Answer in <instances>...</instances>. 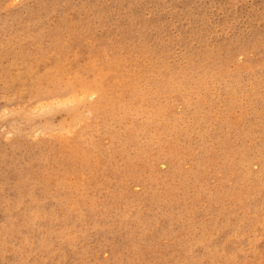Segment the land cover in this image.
Segmentation results:
<instances>
[{
    "label": "rangeland",
    "instance_id": "1",
    "mask_svg": "<svg viewBox=\"0 0 264 264\" xmlns=\"http://www.w3.org/2000/svg\"><path fill=\"white\" fill-rule=\"evenodd\" d=\"M0 264H264V0H0Z\"/></svg>",
    "mask_w": 264,
    "mask_h": 264
}]
</instances>
